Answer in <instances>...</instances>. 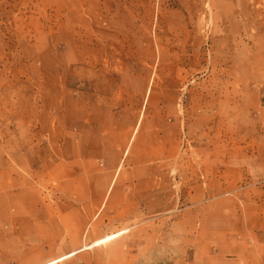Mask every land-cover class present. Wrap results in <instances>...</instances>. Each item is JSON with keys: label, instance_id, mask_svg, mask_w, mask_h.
I'll list each match as a JSON object with an SVG mask.
<instances>
[{"label": "rangeland", "instance_id": "1", "mask_svg": "<svg viewBox=\"0 0 264 264\" xmlns=\"http://www.w3.org/2000/svg\"><path fill=\"white\" fill-rule=\"evenodd\" d=\"M0 264H264V0H0Z\"/></svg>", "mask_w": 264, "mask_h": 264}]
</instances>
